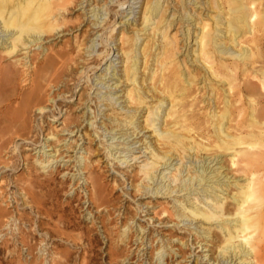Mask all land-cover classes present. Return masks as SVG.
<instances>
[{"label":"bare ground","instance_id":"bare-ground-1","mask_svg":"<svg viewBox=\"0 0 264 264\" xmlns=\"http://www.w3.org/2000/svg\"><path fill=\"white\" fill-rule=\"evenodd\" d=\"M98 1L101 0H0V47L5 45L4 52L14 57V60L0 67V168H4L2 158L4 152L10 150L11 144H15V149L23 145L28 149L37 146L36 138L31 140L38 134V128L30 124L31 113H39L47 107L46 101L56 99L44 98V87L57 82L53 75L57 71L55 58L46 56L37 65L30 57L27 59V51L22 55L18 53L32 46L44 52L43 40L70 30L72 22L68 14L82 5L81 18L86 19L88 26L85 33L80 35L85 42L81 39L76 44L77 50L82 51V68L90 73L84 74L90 86L83 101L85 111L79 118L65 120L64 126L70 133L76 130L82 137L87 131L90 137L102 136L103 140L99 142L102 144L108 140L105 139L104 131L120 128L123 123L132 129L128 136H136L144 128H149L159 146L154 145L150 149L151 156L132 175L135 182L133 187L143 190L145 194L172 196L174 215L183 224L179 228L194 225L186 228L192 230V235L197 238L193 244L203 247L205 243H211L220 257L214 260L215 264H264V210L256 206L261 188L257 177L264 169V152L261 150V137L264 136V109L261 108L264 98L254 97L257 93H264V52L261 46V39H264V13L262 18L261 15L258 17L259 12L253 7L256 0H196L192 9L184 10L181 14L179 12L175 17L179 11L176 7L177 12H173L171 18L169 13L166 14L172 1L145 0L140 13L142 26L132 35H126L124 30L113 33L117 14L116 10L110 12L120 6L119 10L123 9L124 13L128 5H123L128 0H117L113 7L109 5L112 0H102L104 11H100L103 6L91 8L92 3L98 5ZM195 4L199 5L197 9ZM206 8L215 10V14L212 17L204 14L203 9ZM198 9H201L200 12ZM178 16L180 23L176 21ZM122 23L127 26L129 21ZM175 24L181 27L172 34L169 29H173ZM116 38L119 40L117 44ZM88 42L90 44L87 45ZM99 44L101 46L97 47ZM113 45H116L115 49ZM116 49L117 53L121 51V58L119 56L118 59L124 62L121 74H118L114 65L113 50ZM102 64L106 67L94 80ZM106 76L107 80L102 79ZM112 79H115L114 82L108 83ZM18 82L29 83L30 87L21 93L19 102L9 104L11 97L16 94ZM117 82L127 85L126 89L118 90ZM75 86H78V82ZM74 87L64 92L71 91V96ZM118 91L122 92L120 97L125 98L124 104L127 103L120 108L117 104L119 97L113 96ZM102 106L111 110L110 118H106L108 124L97 121V116L101 118L105 113ZM143 109L145 115L140 122L138 119ZM119 115L123 116V120ZM52 116L55 118L59 115L54 113ZM84 128L87 129L83 132ZM116 133H112L109 139H115ZM15 137H22V142H17ZM55 140L60 141L56 137ZM142 141L144 143L145 138ZM46 142L45 138L44 146L49 145H45ZM104 144L105 155L111 161L117 159L112 153L111 143ZM54 151L57 152L55 157H62L63 152L59 148L56 147ZM174 157L180 161L176 167L172 163ZM45 160L38 159L42 168L46 167L44 162L48 159ZM122 160L117 159L116 163ZM61 161H55L56 174L59 173ZM68 161L65 160L64 165ZM123 161L125 163L127 159ZM213 161L219 167L213 168L215 164L210 166ZM77 166L79 171L88 167ZM163 166H166V170L170 169L169 176L160 171ZM232 167L239 175L234 180L229 176ZM184 170L187 173L183 174ZM28 181L23 187L28 197L25 204L40 203L39 196L33 193L35 187H46L53 192L59 188H50L51 183H56L55 179L40 180L32 173ZM85 182L90 185L87 193L89 205L104 206L106 198L103 197L99 178L89 176ZM232 186L236 190L234 194L230 193ZM193 192L197 193L193 194L194 200L186 197ZM228 198L235 206L233 212L227 208ZM67 203V206H72L70 201ZM144 204L137 205L139 213L143 212ZM162 212L170 217L166 209ZM195 220L209 225L216 221L214 228L217 230L208 228L201 232L202 228L200 230L199 225L193 224ZM70 224L63 221L62 227L54 225L56 227L49 236L74 240L65 231ZM143 229L140 228L139 233ZM105 232L111 241V233L106 228ZM92 240L87 239V244L91 245ZM65 256L69 257L70 252H65ZM113 256L114 251L109 247V259L112 260ZM138 260L141 262V259Z\"/></svg>","mask_w":264,"mask_h":264},{"label":"rangeland","instance_id":"rangeland-1","mask_svg":"<svg viewBox=\"0 0 264 264\" xmlns=\"http://www.w3.org/2000/svg\"><path fill=\"white\" fill-rule=\"evenodd\" d=\"M168 1L172 2L170 3L166 15L169 13V18H171L173 12H177L176 7L179 8V11L175 14V17L179 12L181 14L184 10L192 9L194 6L193 3H195L196 0H185L184 2L183 0ZM198 1L204 2L205 0ZM116 2L117 0H112L109 5L111 4L110 6L113 7L116 5ZM144 2L145 0H128V3L123 5V7L128 5L124 13H122L123 9L119 10L120 6L114 7V9L110 11L113 12L116 10L115 14H117V25L114 29V34L117 33V30H124L126 35H132L141 28L140 13L141 6H144ZM97 3L98 5L96 2H93L91 8L92 6H103L100 11H104L105 7L103 1L101 0ZM83 6H85L86 10L88 9L86 3H84ZM195 6L197 9L199 5L195 4ZM80 7H82V5L70 10L68 14V18L72 22V28L70 30L55 34L43 40L42 48L44 52L41 51V48L36 49L32 46L30 49H22V51L18 53V55H22L27 51V59L30 57L32 59L31 61H34L37 65L44 61L46 56L54 57L57 61V71L53 73V75L56 76L55 78L57 80H55L58 83L53 81L55 82L54 85L56 84L55 86L51 84L44 87L46 90L44 98L49 99V97H54L56 99L46 101L45 104L47 107L39 113L36 111L38 114L34 111L31 113L32 117L30 124H34V126L38 128V134L33 138L31 135L30 137L32 138L31 140L36 138L38 141L36 143L37 146L28 149L26 145H23L20 149H15V144H11L10 150H6L2 158L4 159V168H0V264H213L215 259L220 258L215 251V247L208 242L205 243L206 245L203 247L199 244H196L195 247L193 243L197 238L195 235H192V230L186 229L189 224L185 226V228H179L180 226L182 227L183 224L182 222H178L180 218L174 215L173 203L171 201L173 199L172 196L161 194L155 196L151 193L145 194L143 190L140 191L133 187L135 182L132 180V175L135 174L144 160L151 156L149 152L150 149H153L154 145L159 146L149 128H144L136 136H128L131 134L132 129L126 127L125 123H123L120 128H115L112 131H104L105 139H108L104 143H111L113 149L112 153H115V157L118 160L127 159L125 163L123 160L116 163L117 159L111 161L110 157L105 155V144L99 143L100 139L103 140L102 136L100 138H95L94 136L90 137L87 131L85 137H82L81 134L79 135V133H76V130L70 133L67 130L68 128L64 126L63 123H65V120L70 121L75 117L79 118L83 111H85V108H83V101L87 97L90 86V82L84 75L86 72L87 74L90 73L82 68L83 62L80 59L82 51L77 50L78 44H76V41L84 38L80 35L85 33L88 26L86 19L82 20L81 18L82 9H80ZM130 7L131 9H129ZM253 7L259 12L258 17L261 15L260 18H262L264 13V0H256ZM200 10L201 9H198L197 11L200 12ZM203 10L204 14L209 15V17H212L216 12L208 8ZM126 14L127 16H125ZM90 20L91 18L89 21ZM126 20L129 21L127 26L122 23ZM176 21H178V23L181 22L179 16ZM180 27L179 24H175L174 28L169 29V31L173 34L175 30L177 28L180 29ZM148 31L150 32V30ZM179 34H181V30ZM97 40L98 38L96 41ZM261 42L264 52V39H261ZM117 43H119V40L116 38V44ZM88 44H90V42H88L87 45ZM109 44L112 46V43ZM100 46L101 44L97 47ZM115 46L116 45H113V49H115ZM4 47L5 45L0 47V67H4L6 63L14 60V57L11 58L12 55H7L4 52ZM113 51H115V56L117 49ZM120 52L118 51L116 57L113 56V60L115 59L114 65L116 70H118V74L122 73L121 71L124 65L123 61L120 62ZM119 56L120 58L118 59ZM105 67L106 65H101V68L95 73L94 80L97 79L101 69ZM102 79L107 80V76L102 77ZM114 80L115 79H112L108 83H113ZM77 82L78 86L74 87ZM108 83H106V85ZM116 84L118 85V90L123 88L126 89L127 87V85H122L121 82H117ZM29 87V83L22 84L18 82L16 94L11 97L9 104H16L19 102L21 93H25ZM73 87L74 90L71 96V91L68 93L64 92L69 89L72 90ZM56 94H58V96ZM121 95V91L113 95L119 97L117 99L119 108L127 105V103L124 104L125 98H121ZM262 95H264V93L260 92L255 94L254 97L263 99L264 96ZM59 107L60 109H57ZM263 107L261 108L262 110L264 109ZM101 109H104L105 113L102 115L103 111H101L100 115H102V117L100 118L97 116V121H99V123L104 121V123L108 124L106 118H110L109 115H111V110L105 109L104 106H102ZM144 111V109L141 111L142 116L138 119L140 122L144 118ZM54 113L59 116L54 118L52 116ZM121 120H123V116H121ZM84 125L85 122L83 126ZM86 129L87 128H84L83 132ZM113 131L117 132L116 137L115 139H109L110 135L114 133ZM49 133H53L54 135H52L54 137L49 136ZM90 133H92L91 130ZM122 133L124 134L121 136L120 134ZM141 136L143 137L142 140L145 138L144 143H142V140H138ZM44 137L47 140L45 145L49 144L48 146H44L43 144L45 140ZM55 137L60 141H56ZM125 137L127 138L123 139ZM15 138L17 142L18 140L22 142V137ZM261 139L263 141L261 142V150L264 152V136L261 137ZM119 142L123 143L119 145L117 144ZM56 147L63 152L62 157H55L57 155V152L55 153L54 151ZM45 152L49 157L44 155ZM45 158L46 160L48 159L44 162L46 167L42 168L38 159ZM67 159L70 161L64 165V161ZM77 159L81 161L78 162ZM223 159H225V157H223ZM55 161H61L59 173L57 174L55 173V165H57ZM193 161H195L194 157ZM85 162L86 164H84ZM197 162L196 160V163ZM208 162L209 161H206V163ZM76 163L77 165L80 164L88 167H86V169L84 168L85 170L82 169L79 171ZM172 163H174V167H176L180 161L174 157ZM215 163L216 161H213L210 163V166ZM165 167L166 166L161 167L160 171L169 176L168 173L170 169L166 170ZM174 167H171V169ZM214 167H219V164H215L213 168ZM232 169L229 171V176H231L230 179L234 180L237 179L239 175L235 172L233 167ZM30 172L32 175H36L40 180L45 178L55 179L56 183H51L50 188L53 186L59 187L56 189L58 192H55V190L54 192L48 190L46 187H35L33 193L39 196L40 203L25 204L24 201L28 197L25 195L23 187L29 182ZM185 173H187V170H184L183 174ZM89 176L99 178L103 197L105 196L106 198H104L105 203H103L105 207L103 205L91 206L89 205L90 203L87 202V193L90 189V185L85 182V179ZM65 178L66 180H64ZM62 180H64V182H60ZM240 181L241 180H238L237 182ZM257 181H259L258 183L261 188H259L260 192H258L256 206L259 205L260 209L264 210V169L260 171ZM260 183H262V185ZM234 190V186H232L230 188V193L234 194L236 192V190ZM49 193L51 195H49ZM223 193L225 192L223 191ZM193 194L197 193L193 192L192 194H187L186 197L192 200V197H194ZM218 195L222 196L225 194L218 193ZM107 200L108 202H106ZM68 201L71 202L72 206H67ZM227 201L229 202V205H227L229 212H233L235 206L232 200L228 198ZM142 203H145V206L142 208L143 212L139 213V206L137 205ZM163 209H166L167 213H170V217L167 216L165 212H162ZM63 221L71 222V226L66 228L65 231L72 235L74 240L66 239V237L61 238L56 235L49 236L50 231L55 228L57 224L62 227ZM214 223H216V221ZM214 223L209 225V223H202L199 220L193 221L195 226H200V230L202 228L201 232H203L204 229L208 230V228L216 231L217 228H214ZM193 226L194 225H189V227ZM105 228L111 233V241L107 239ZM140 228L144 229L139 233L138 230H140ZM202 236L205 237L204 235ZM86 238L91 240L94 239L91 241V245L87 244ZM80 246H82L83 249ZM109 247L114 251L112 260L108 257ZM67 251L70 252L69 257L65 256V252ZM160 257L162 260L161 262L159 261ZM199 258L202 260L204 258V260L202 261ZM138 259H141L142 263Z\"/></svg>","mask_w":264,"mask_h":264}]
</instances>
